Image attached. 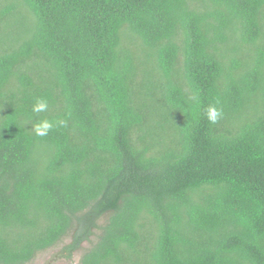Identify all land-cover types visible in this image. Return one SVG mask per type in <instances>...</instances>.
<instances>
[{
	"label": "trees",
	"instance_id": "16d2710c",
	"mask_svg": "<svg viewBox=\"0 0 264 264\" xmlns=\"http://www.w3.org/2000/svg\"><path fill=\"white\" fill-rule=\"evenodd\" d=\"M264 264V0H0V264Z\"/></svg>",
	"mask_w": 264,
	"mask_h": 264
},
{
	"label": "rangeland",
	"instance_id": "374dc122",
	"mask_svg": "<svg viewBox=\"0 0 264 264\" xmlns=\"http://www.w3.org/2000/svg\"><path fill=\"white\" fill-rule=\"evenodd\" d=\"M67 243H68V239L65 240L59 246L50 249L46 252H43L41 254H38L35 257V259L29 264H78V261L80 259L83 250L87 249L89 245L87 243L83 244L79 252L75 253L70 260H66L63 258H59L57 254L59 253L61 247Z\"/></svg>",
	"mask_w": 264,
	"mask_h": 264
}]
</instances>
